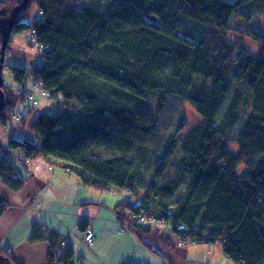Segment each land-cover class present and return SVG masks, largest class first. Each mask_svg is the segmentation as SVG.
Segmentation results:
<instances>
[{
    "label": "trees",
    "instance_id": "16d2710c",
    "mask_svg": "<svg viewBox=\"0 0 264 264\" xmlns=\"http://www.w3.org/2000/svg\"><path fill=\"white\" fill-rule=\"evenodd\" d=\"M79 1L32 0L17 18L13 33L34 29L38 42L50 48L33 69L10 67L19 96L31 75L54 95L57 111L34 108L23 117L19 127L28 122L35 137L8 139L0 179L14 191L24 186L9 157L13 151L23 154L22 164L54 157L84 186L131 196L134 201L117 207L118 220L149 251L158 253L160 243L173 248L220 242L233 263L264 264V31L252 28L253 13H264V0H112L107 13L94 1L78 8ZM16 5L17 0H0V13ZM32 7L39 19L28 21ZM235 14L242 23L233 28ZM183 19L198 36L181 29ZM233 31L252 40L258 53L231 40ZM2 89L0 128L6 129L20 97L15 105L11 89L5 83ZM171 103L189 104L199 121H183L167 138L139 199L141 174L127 155L144 150ZM74 119L81 121L74 134L61 136L62 124ZM241 119L245 126L234 139ZM101 147L113 150L111 155L103 157ZM8 207L0 203V217ZM141 215L165 223L167 232L136 222ZM85 223L78 224L84 235ZM44 239L43 230H36L29 241ZM0 255L20 264L9 245L0 244ZM74 257L67 243L60 257L50 249L47 264H73Z\"/></svg>",
    "mask_w": 264,
    "mask_h": 264
},
{
    "label": "rangeland",
    "instance_id": "374dc122",
    "mask_svg": "<svg viewBox=\"0 0 264 264\" xmlns=\"http://www.w3.org/2000/svg\"><path fill=\"white\" fill-rule=\"evenodd\" d=\"M94 1L95 4H100L101 9L104 13L109 12L112 7V0H80L77 3L78 8H83L89 2ZM234 2L236 0H227ZM243 10H248V5H245ZM39 19L37 11L34 7L31 8L28 14L27 20L33 21ZM182 30L188 32L189 36H198V33L193 32V25L187 20H182ZM242 20L238 14H235L230 22V26L236 28L239 24L241 25ZM239 25V26H240ZM252 28H261L264 31V13H253ZM181 32V31H180ZM229 37L233 41H237L243 44L247 50L253 54L258 53L257 45L245 36H239L234 31L229 34ZM1 50V42H0ZM39 52L32 45L31 40L27 36V32L12 33L11 41L9 42L5 65L3 70L4 83L14 93V103L17 104L19 100V84L13 80V74L10 67H20L24 69H33L39 62ZM233 92L228 95L227 100L224 102L220 114L216 120V123H220L227 106L230 103ZM39 111H45L49 114H54L57 111L56 100L50 101L44 96L38 94ZM16 108H14L15 111ZM83 110V109H80ZM183 121L188 124H194L199 121L198 115L195 113L193 108L189 104H169L160 115L158 124L155 126L152 135L150 136L144 150L138 151L136 148L129 153V156L136 164L139 173L141 174L138 182L137 195L139 199H142L145 194V189L149 184L153 174L155 173V161L160 158L161 155L167 149V138L174 135ZM81 123L79 119H74L71 123H63L58 133L61 136L71 137L74 134L75 128ZM246 123L245 119H241L231 134L232 138H236L242 131ZM20 124V123H19ZM12 128L9 126L6 129L0 128V152L5 154L8 139L11 136L17 138H25L28 135L31 138L35 137L28 126V122L25 127ZM15 130V131H14ZM231 149L237 150L236 144H232ZM103 157L111 155L106 147H101L97 150ZM114 151H116L114 149ZM116 154H122L116 151ZM9 157L14 161L16 168L20 172H24L25 167L22 165L20 158L23 159V154L19 151H13L9 154ZM44 159L43 157H40ZM178 160H174V164H177ZM18 175V174H17ZM77 182V188H80V181L77 177H74ZM87 188V186L82 187ZM93 189V188H92ZM96 190V189H95ZM185 187L179 189L178 194L174 198L176 201L184 192ZM99 191V190H97ZM95 192V191H92ZM97 194L92 193V201L98 202L103 201L102 198L98 197ZM105 195L110 196V192H104ZM113 194L119 199L125 197L124 192ZM66 196H70L67 193ZM123 202V200H122ZM175 207L172 208L174 210ZM69 228L71 223L68 224ZM119 229L114 231L112 229L107 230L105 237L97 244V250L99 254L91 255L88 254L93 245L87 246L84 242L83 234L79 231L78 226L75 225L73 229L66 232L64 235L69 239L68 241L72 244L75 251V257L73 264H235L230 261L223 253L222 245L220 242L210 244H197L193 242L183 243L182 246L178 244L173 248L167 247L164 244H156L158 253H154L146 249L141 245V242L132 235L128 230L122 228L121 224ZM62 247V243H61ZM98 253V252H97ZM89 257L91 260H89Z\"/></svg>",
    "mask_w": 264,
    "mask_h": 264
},
{
    "label": "crops",
    "instance_id": "0c3cea01",
    "mask_svg": "<svg viewBox=\"0 0 264 264\" xmlns=\"http://www.w3.org/2000/svg\"><path fill=\"white\" fill-rule=\"evenodd\" d=\"M22 165L24 172L17 169L18 176L24 180L21 190H12L0 179V203H9L0 217V244L9 245L14 260L20 264H47L50 249L54 247L60 257L65 249L60 246L61 241L70 243L64 234L85 221V226L95 234L92 252L88 254H99L97 244L107 230L119 229L116 210L128 196L119 199L114 192L108 196L104 194L106 191L96 188L87 186L83 189L81 182L77 188L76 176L54 157L26 160ZM92 191L103 201H92L91 195L95 193ZM67 193L70 196H66ZM40 228L44 229L46 239L30 242L29 238Z\"/></svg>",
    "mask_w": 264,
    "mask_h": 264
},
{
    "label": "built area",
    "instance_id": "2783aa9c",
    "mask_svg": "<svg viewBox=\"0 0 264 264\" xmlns=\"http://www.w3.org/2000/svg\"><path fill=\"white\" fill-rule=\"evenodd\" d=\"M40 16H43V13L40 14ZM27 36L31 40L32 45L35 49L39 52V57L47 50H49V46L46 43L38 42L37 40V33L34 29H30L27 31ZM40 60V59H39ZM40 94L47 98L50 101H55L54 95L49 92L47 89H45L41 84L34 82L33 77L31 75L28 76V79L24 84L21 86L20 89V101L18 102L16 109L12 115L11 125L12 128H17L18 124L21 123L23 117L34 108L39 107L38 97L37 95ZM15 131V130H14ZM127 200L134 201L131 196L127 197ZM138 223H150V228L152 230H167L164 228L165 223H154L150 218H146L145 216H139L135 219ZM122 228H125L128 223L125 221L120 222ZM166 226H168L166 224ZM95 240V234L91 229H88L84 235V242L87 246L93 244ZM180 246L183 245V243H179ZM67 246L66 242H62V248H65Z\"/></svg>",
    "mask_w": 264,
    "mask_h": 264
},
{
    "label": "water",
    "instance_id": "95a60500",
    "mask_svg": "<svg viewBox=\"0 0 264 264\" xmlns=\"http://www.w3.org/2000/svg\"><path fill=\"white\" fill-rule=\"evenodd\" d=\"M32 0H17V5L13 7L7 14L6 10L0 13V112L5 108V95L3 92L4 78L3 68L5 66V60L11 35L13 33L14 26L16 24L19 14L28 9ZM0 264H14L13 261L4 256L0 255Z\"/></svg>",
    "mask_w": 264,
    "mask_h": 264
},
{
    "label": "bare ground",
    "instance_id": "6f19581e",
    "mask_svg": "<svg viewBox=\"0 0 264 264\" xmlns=\"http://www.w3.org/2000/svg\"><path fill=\"white\" fill-rule=\"evenodd\" d=\"M38 230H44V229L40 228V229H38ZM66 243H67V242H66Z\"/></svg>",
    "mask_w": 264,
    "mask_h": 264
}]
</instances>
